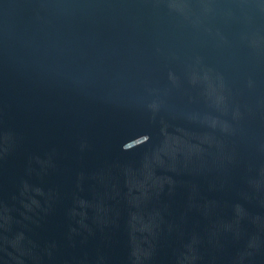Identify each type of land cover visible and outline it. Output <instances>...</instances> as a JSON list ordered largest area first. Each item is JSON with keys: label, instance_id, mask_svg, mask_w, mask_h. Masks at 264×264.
I'll return each instance as SVG.
<instances>
[{"label": "water", "instance_id": "1", "mask_svg": "<svg viewBox=\"0 0 264 264\" xmlns=\"http://www.w3.org/2000/svg\"><path fill=\"white\" fill-rule=\"evenodd\" d=\"M0 264H264V0H0Z\"/></svg>", "mask_w": 264, "mask_h": 264}]
</instances>
